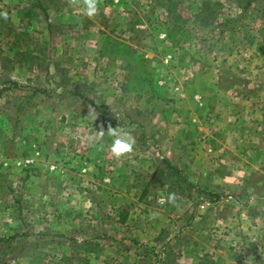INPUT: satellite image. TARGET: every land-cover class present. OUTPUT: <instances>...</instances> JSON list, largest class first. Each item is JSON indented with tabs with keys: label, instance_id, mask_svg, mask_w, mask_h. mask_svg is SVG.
<instances>
[{
	"label": "rangeland",
	"instance_id": "1",
	"mask_svg": "<svg viewBox=\"0 0 264 264\" xmlns=\"http://www.w3.org/2000/svg\"><path fill=\"white\" fill-rule=\"evenodd\" d=\"M83 7L0 0V264H214L245 247L264 262V240L244 238L246 154L264 153L250 106L264 99L246 94L264 90L246 81L264 74V1ZM113 128L131 152L113 155Z\"/></svg>",
	"mask_w": 264,
	"mask_h": 264
},
{
	"label": "crops",
	"instance_id": "2",
	"mask_svg": "<svg viewBox=\"0 0 264 264\" xmlns=\"http://www.w3.org/2000/svg\"><path fill=\"white\" fill-rule=\"evenodd\" d=\"M246 79H247L246 81H248V80H250L251 82L261 81L264 83V74L257 75L256 77H250L249 76V77H246ZM246 94H247V96H249V98H252V99L253 98L264 99V90L259 92V93H255L254 91H252L250 94H248V93H246ZM256 102H260V101H256ZM250 106L252 108L251 112H253V110H254L253 108H255V111L253 113L259 114L261 116V118H263L262 116L264 115V103H262V104L250 103ZM262 124L264 126V122ZM263 131H264V128H263ZM250 144L251 145L249 147H252L253 146L252 143H250ZM245 162L248 163L246 165L247 169L245 170V174L247 176L246 181H245L246 185H247L246 196H245V200H246L245 205H250L249 207L248 206L246 207L245 211L247 213L250 212V215H251V218H250L251 227L250 228H252V229L249 230V232H248L249 235L245 236L244 238L246 241H248V243L251 244V247H254V245H256L258 241L261 242V240L262 241L264 240V235L261 236L260 233L258 232V224L256 222V216H255V211L258 209V207H256V206L264 205V153H262L261 155H258V154L254 155V153L252 151H250L248 154H246ZM262 232H263V230H262ZM234 235H235V233H234ZM225 237H229V236L226 235ZM236 242H237V238L231 236L230 244L232 245L231 248H233L234 255H236V253H235L236 250L234 249L233 244ZM240 244H242V243H240ZM236 247H237V245H236ZM237 248H240V247H237ZM249 249H250L249 247H245L242 249V251H241L242 256L238 257L239 261H237V262H235L232 257H230V259H228L229 256H227L228 254H225V252H223L222 255H220L219 253H216V257H215L216 261L214 262V264H219L217 261L218 259H220L222 262L223 257L226 258V264H256V263L250 262V256H249L250 250ZM215 251L217 252L218 249H215ZM230 256H231V254H230ZM259 264H264V262L262 261Z\"/></svg>",
	"mask_w": 264,
	"mask_h": 264
},
{
	"label": "clouds",
	"instance_id": "3",
	"mask_svg": "<svg viewBox=\"0 0 264 264\" xmlns=\"http://www.w3.org/2000/svg\"><path fill=\"white\" fill-rule=\"evenodd\" d=\"M83 10L88 16H92L97 11V0H83ZM113 140L111 143V152L116 157H120L123 154L131 152L135 144V138L129 131L117 130L115 128L110 130ZM100 135H103L101 133ZM91 140L92 138L89 137ZM175 198L174 193H169L167 196L168 202H172ZM165 202L164 197H161L159 203L163 204Z\"/></svg>",
	"mask_w": 264,
	"mask_h": 264
},
{
	"label": "trees",
	"instance_id": "4",
	"mask_svg": "<svg viewBox=\"0 0 264 264\" xmlns=\"http://www.w3.org/2000/svg\"><path fill=\"white\" fill-rule=\"evenodd\" d=\"M166 11H170L169 5L167 6ZM43 13L45 14V16L47 15L46 11H43ZM16 14H17V16H20L21 18L25 19V18H30L31 16L38 14V13L36 11L35 12L32 11V8H18L16 10ZM167 30H168L167 33L170 35L172 28L169 27V28H167ZM17 57H18V63L19 64H25L26 63V64H29V66H31L33 64L32 60H29L25 56H22L20 53H17Z\"/></svg>",
	"mask_w": 264,
	"mask_h": 264
},
{
	"label": "built area",
	"instance_id": "5",
	"mask_svg": "<svg viewBox=\"0 0 264 264\" xmlns=\"http://www.w3.org/2000/svg\"><path fill=\"white\" fill-rule=\"evenodd\" d=\"M167 56H170V54H168ZM24 161H27L28 162L29 160L28 159H25ZM263 251H264V249H263ZM263 258H264V254H263Z\"/></svg>",
	"mask_w": 264,
	"mask_h": 264
}]
</instances>
